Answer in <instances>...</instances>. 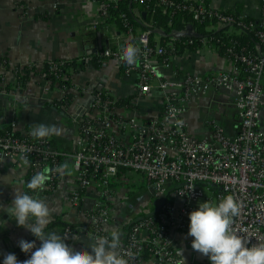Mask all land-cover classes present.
I'll return each mask as SVG.
<instances>
[{
  "label": "built area",
  "instance_id": "1",
  "mask_svg": "<svg viewBox=\"0 0 264 264\" xmlns=\"http://www.w3.org/2000/svg\"><path fill=\"white\" fill-rule=\"evenodd\" d=\"M87 1L95 12L90 17L79 14L86 19L85 34L95 33L101 25L113 24V43L75 60L87 63L95 56L101 68L109 63L119 67L129 93L120 96L109 88L84 85L72 75L70 86H55L60 93L56 106L75 125L74 150L64 152L48 138H34L31 129L19 127L12 120L9 130L0 134V163L7 158L21 164L19 157L27 155L30 164L24 168L28 176L32 178L45 170L49 174L43 190L37 192H51L59 180L57 168L61 160L71 161L77 187L69 194L68 202L71 209L82 213V219L65 221L71 225L60 226L64 238L110 237L106 226L111 220L115 189L135 182L130 174L137 173V182L144 183L155 203L148 213H140L123 224L125 234L118 252L132 254L131 259L125 256L129 264H211L206 256L200 262L181 260L173 243L178 234H188L189 213L199 202L218 203L227 195H233L240 206L233 230L250 240L248 246L264 242V128L259 124L264 109V0L262 16L256 22H244L241 14L217 9L206 0ZM122 2L144 4L143 14L152 15L155 8L170 16L186 12L197 24L204 25L205 33H198L195 27L189 38L179 40L172 36L162 42L160 33L148 27H134L133 20L143 23L141 10H122ZM220 29L225 36L252 30L259 44L253 49L239 47L235 42L224 46L223 53L232 63L228 70L205 75L160 72V68L171 67L178 43L218 49L220 42L215 32ZM126 41L141 49L134 66L120 59ZM64 61L49 62L48 71L57 79H66L58 74ZM5 62L0 58V65ZM41 76L49 84L44 73ZM210 90L233 96L240 117L234 135H227L214 121L210 123L208 138H195L187 132L183 117L187 104ZM82 97L86 101L75 104ZM123 98L127 101L118 102ZM86 192H95L99 197L89 207H83ZM192 240L193 237L186 239V247L193 249ZM36 246L39 247L37 242ZM27 254L20 261L28 259L31 253Z\"/></svg>",
  "mask_w": 264,
  "mask_h": 264
},
{
  "label": "crops",
  "instance_id": "2",
  "mask_svg": "<svg viewBox=\"0 0 264 264\" xmlns=\"http://www.w3.org/2000/svg\"><path fill=\"white\" fill-rule=\"evenodd\" d=\"M213 7L234 12L240 6L243 17L258 21L262 16L261 0H206ZM27 5L22 10L21 7ZM21 6V7H20ZM95 8L87 0H0V58L6 60L0 65V132L15 121L19 127L33 129L34 125H55L59 134L47 137L57 149L64 152L74 150L75 125L68 115L56 105L60 93L56 86L50 87L40 73H30L26 85L16 83V71L22 67L42 68L46 61L55 59H75L91 55L95 49L110 46L113 24L101 25L92 34H85L82 16L93 15ZM114 27V28H113ZM223 30V29H222ZM224 31V30H223ZM231 60L218 49H210L206 45H198L196 49H187L171 58L170 68H160L164 75L173 70L179 73L205 75L219 70H228ZM73 78L81 84L102 86L114 91L117 95H127L124 86L126 80L121 77L119 67L109 63L107 67L85 63V68L73 73ZM156 94V93H155ZM82 97L76 101H86ZM233 96L229 93L210 90L194 97L186 107L184 120L189 135L195 138H208L211 135L212 121L221 126L227 135H234L240 117L233 105ZM259 124L264 128V109L260 112ZM68 164V172L61 173L58 183L51 192L39 191L32 193L45 200L51 208V220L61 217L64 221H78L82 213L71 209L68 202L69 194L77 187V178L69 159L61 160V165ZM135 182V173H131ZM137 177V176H136ZM27 170L13 159H4L0 163V203L5 207L14 199L16 187L26 188ZM138 183V182H137ZM142 184V183H139ZM129 185L117 186L111 201V220L106 226L111 230L118 229L124 236L123 224L141 212L138 209L123 212L122 202ZM99 199L95 192H86L83 207L93 205ZM154 206V205H153ZM151 207V209L153 208ZM150 209V210H151ZM46 232L55 231L63 237L60 226L47 225ZM64 238V237H63ZM35 239L40 241L26 228L18 227L15 219L0 210V259L19 247V240ZM65 242L74 248L88 247L93 239L87 236H72Z\"/></svg>",
  "mask_w": 264,
  "mask_h": 264
},
{
  "label": "clouds",
  "instance_id": "3",
  "mask_svg": "<svg viewBox=\"0 0 264 264\" xmlns=\"http://www.w3.org/2000/svg\"><path fill=\"white\" fill-rule=\"evenodd\" d=\"M141 49L132 42H125L120 59L129 66L138 63ZM59 134L55 125L37 124L30 133L37 139H44ZM21 166H28L27 155L19 157ZM57 171L68 172V164L58 166ZM49 179L48 171H38L27 182L32 193L43 190ZM0 210L9 218L15 219L18 227L29 230L41 243L19 240L18 244L25 253H31L28 259L19 261L14 253L4 256L3 264H129L131 253L121 254V233L118 229L110 232V237L91 238L88 245L91 251L74 248L65 242L55 231L46 232L51 222V208L38 195H30L22 187H16L14 199L5 207L0 203ZM240 214V206L233 195H227L218 203L206 200L189 213L188 235L193 237V250L208 257L211 264H264V242L251 244L233 230V221ZM33 249H35L33 251ZM125 256L129 257L126 259Z\"/></svg>",
  "mask_w": 264,
  "mask_h": 264
},
{
  "label": "trees",
  "instance_id": "4",
  "mask_svg": "<svg viewBox=\"0 0 264 264\" xmlns=\"http://www.w3.org/2000/svg\"><path fill=\"white\" fill-rule=\"evenodd\" d=\"M151 3V0H149ZM120 8L122 10H125L129 12L130 7H138L141 10V18L143 20L142 22L133 20V26L136 28H144L148 27L151 30H157L156 32L161 34V41L164 42L166 41L167 38L174 36L175 39L179 40H184L187 37H191V28H198V33L202 34L205 33L203 31V24H197L190 14H187L186 12H176L173 15H167V14H162L158 9H154V12L152 15H150L148 12L146 14H143L142 11L144 9V4L138 3V4H130L129 2H122L120 5ZM240 6H237L236 10L234 12L227 11L228 13H233L237 14L239 12ZM244 22L248 21H253L256 22L255 19H252L250 17H245L243 19ZM147 23V24H144ZM184 33V34H183ZM216 35H218L220 46L218 48L220 53H223V48L227 44H230L231 42H235L236 45L239 47H245V49H253L254 46L259 44V40L257 37L254 36V33L252 30H247L241 35H230V36H225L223 35V30L220 29L217 32H215ZM218 42V43H219ZM177 47H175L174 54H180L184 51L185 48L187 49H196L198 47V44L196 45H189V44H181L178 43L176 44ZM49 62L46 61L42 68L40 70H37L35 67H27L24 66L20 70L16 71V83L18 86H25L27 81L30 78V73H44V77L49 81L50 87H53L55 85H58V87L61 86H70L71 82L70 79L72 77L73 73H76L79 70H83L85 68V63L84 62H76L75 59H69L65 60L63 65L59 66V71L58 74L61 77H65L66 79H57L55 78L54 74L49 73L48 67H49ZM91 62L94 63V65H99L96 57H92ZM62 74V75H61ZM263 83H264V78H263ZM127 98L119 99L118 102L123 103L126 102ZM29 129V128H28ZM6 130H9V125H7L1 132L0 134H3ZM52 143V142H51ZM31 179L30 176L27 175L26 179V185L27 182ZM26 192H29L30 195H32L31 190H29L26 186L25 190ZM65 225H71L64 220L61 219V217H57L48 224L49 227L53 226H65ZM11 253H14L17 257V259L20 261V259L27 258L28 254L25 252H21L20 247L15 248L12 250ZM0 263H2V259H0Z\"/></svg>",
  "mask_w": 264,
  "mask_h": 264
},
{
  "label": "rangeland",
  "instance_id": "5",
  "mask_svg": "<svg viewBox=\"0 0 264 264\" xmlns=\"http://www.w3.org/2000/svg\"><path fill=\"white\" fill-rule=\"evenodd\" d=\"M134 174V173H133ZM137 176V177H136ZM139 175L135 174V179L137 180ZM144 183L139 184L136 182L135 185H129L127 191L124 194L122 206L123 212L131 211V209H138L143 213H148L151 207L155 203V198L151 194L145 191ZM188 234H178L174 239V250L181 260L186 262H200L204 258L201 253L186 247L185 241L188 239Z\"/></svg>",
  "mask_w": 264,
  "mask_h": 264
},
{
  "label": "water",
  "instance_id": "6",
  "mask_svg": "<svg viewBox=\"0 0 264 264\" xmlns=\"http://www.w3.org/2000/svg\"><path fill=\"white\" fill-rule=\"evenodd\" d=\"M155 32L157 31V30H154Z\"/></svg>",
  "mask_w": 264,
  "mask_h": 264
}]
</instances>
